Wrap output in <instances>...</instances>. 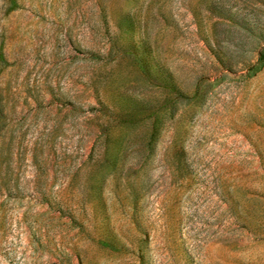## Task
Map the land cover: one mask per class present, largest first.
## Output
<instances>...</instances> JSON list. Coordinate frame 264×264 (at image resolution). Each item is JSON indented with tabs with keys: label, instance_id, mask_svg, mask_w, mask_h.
Listing matches in <instances>:
<instances>
[{
	"label": "rangeland",
	"instance_id": "obj_1",
	"mask_svg": "<svg viewBox=\"0 0 264 264\" xmlns=\"http://www.w3.org/2000/svg\"><path fill=\"white\" fill-rule=\"evenodd\" d=\"M0 264H264V0H0Z\"/></svg>",
	"mask_w": 264,
	"mask_h": 264
}]
</instances>
